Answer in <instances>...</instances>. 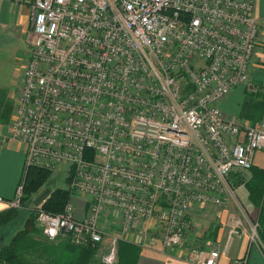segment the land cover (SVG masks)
<instances>
[{
  "label": "built area",
  "instance_id": "2783aa9c",
  "mask_svg": "<svg viewBox=\"0 0 264 264\" xmlns=\"http://www.w3.org/2000/svg\"><path fill=\"white\" fill-rule=\"evenodd\" d=\"M28 4L31 42L0 141L23 146L25 167L67 166L68 189L82 199L80 214L71 201L57 215L38 208L43 236L98 246L101 264H116L117 243L128 235L140 232L143 248L172 251L193 210L232 204L228 242L247 237L264 255L257 220L247 222L238 195L264 150V112L250 124L219 107L237 86L258 92L254 0ZM22 192L19 185L8 208L21 207ZM182 250L189 264H216L220 255Z\"/></svg>",
  "mask_w": 264,
  "mask_h": 264
},
{
  "label": "crops",
  "instance_id": "0c3cea01",
  "mask_svg": "<svg viewBox=\"0 0 264 264\" xmlns=\"http://www.w3.org/2000/svg\"><path fill=\"white\" fill-rule=\"evenodd\" d=\"M28 6V0H0V35L9 32L5 29H12L19 36L24 31H28L31 36ZM254 16L259 32L251 77L258 87V92L249 95L243 87L237 86L219 106L229 119L250 124L258 122L264 112V0H254ZM18 73L20 71L17 68L15 76L19 80L14 83L13 78L12 80L9 78L11 74L6 77L4 71L0 70V134L3 136L8 135V124L13 117L20 86ZM3 138L5 139L0 141V212L6 210L8 203L15 198L25 169L23 146L11 137ZM253 168L264 170V150L255 154ZM252 175L250 170V178ZM238 195L242 205L252 206L245 187L238 188ZM236 213L237 208L232 204L225 210L216 209L211 205L200 206L188 216L190 230L181 248L167 252L161 251L160 244L154 248H143L140 232L133 233L131 237L126 238L127 242L138 248H134L137 254L133 257L132 264H189L181 258L182 248L186 247L219 250L220 255L216 264H239L245 256H247L246 264H264L263 253L255 247L249 248L247 237L228 242L229 221ZM260 237L264 240V229L260 230ZM0 264L5 263L0 262Z\"/></svg>",
  "mask_w": 264,
  "mask_h": 264
},
{
  "label": "trees",
  "instance_id": "16d2710c",
  "mask_svg": "<svg viewBox=\"0 0 264 264\" xmlns=\"http://www.w3.org/2000/svg\"><path fill=\"white\" fill-rule=\"evenodd\" d=\"M71 169L66 178V188H53L51 177L53 171L37 167H25L20 185H23L21 210L7 208L0 212V236L3 244L0 247V262L5 264H101L98 258V246L89 244L75 245L69 238L63 237L54 241L46 239L35 225V211H43L57 215L63 212L69 203L72 193L68 189ZM252 177L244 184L248 193V200L258 209V233L264 229V170L251 169ZM237 180V181H236ZM234 180V186L241 184L239 179ZM45 189L51 192L45 201L38 207L33 205L35 198ZM29 209V210H28ZM23 226L9 236L11 229L23 221ZM261 238V237H260ZM132 243L119 241L117 243L116 264H132L137 254ZM138 249V248H137Z\"/></svg>",
  "mask_w": 264,
  "mask_h": 264
},
{
  "label": "rangeland",
  "instance_id": "374dc122",
  "mask_svg": "<svg viewBox=\"0 0 264 264\" xmlns=\"http://www.w3.org/2000/svg\"><path fill=\"white\" fill-rule=\"evenodd\" d=\"M5 30H8L9 32L6 34L0 35V65H3L2 67H0V70L4 71L5 73L4 75H6V77H9V75L11 74L9 78L10 80H12L13 78V81L15 83L16 81L19 80V78L15 76L17 72V68L20 70V65L24 63L26 59V54L28 53V49H29L30 42H31V36L28 33V31L22 32L23 34L19 36L12 29H5ZM8 82H10L9 79H8ZM7 85L9 86V84ZM67 176H68L67 166H64L62 169L53 172V175L50 179L51 184H52L51 186L53 188H66ZM242 191L245 193V190L242 189ZM70 201L74 205V207L77 208L80 214V203L82 202V199L76 195H72L70 198ZM248 208L250 210V213L247 216V222L250 221L251 223H253L254 221L257 220L258 209L250 205H248ZM19 209L21 210L22 208L20 207ZM23 222L24 220L21 221L22 224H20L19 222L16 225V227L12 228L11 229L12 231L9 234V236L14 234L17 230H19L21 228L20 226L21 225L23 226ZM104 222L106 225L109 224L106 221ZM153 226L154 225H149L148 227H153ZM5 238L6 237L0 236V247L4 243L3 239ZM157 240L159 239L157 238ZM262 241L264 242V240Z\"/></svg>",
  "mask_w": 264,
  "mask_h": 264
},
{
  "label": "water",
  "instance_id": "95a60500",
  "mask_svg": "<svg viewBox=\"0 0 264 264\" xmlns=\"http://www.w3.org/2000/svg\"><path fill=\"white\" fill-rule=\"evenodd\" d=\"M51 190L50 189H45L41 194H39L34 202H33V205L35 207H38L40 206L44 201L45 199L48 197V195L50 194Z\"/></svg>",
  "mask_w": 264,
  "mask_h": 264
}]
</instances>
